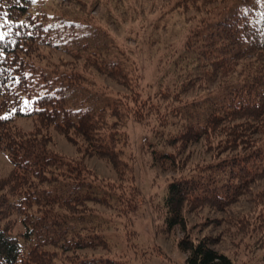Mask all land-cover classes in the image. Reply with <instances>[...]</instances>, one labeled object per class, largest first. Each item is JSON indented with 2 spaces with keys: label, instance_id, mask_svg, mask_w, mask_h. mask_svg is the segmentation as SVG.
Here are the masks:
<instances>
[{
  "label": "trees",
  "instance_id": "16d2710c",
  "mask_svg": "<svg viewBox=\"0 0 264 264\" xmlns=\"http://www.w3.org/2000/svg\"><path fill=\"white\" fill-rule=\"evenodd\" d=\"M31 1L0 0V153L11 167L0 181V264H114L107 256L77 253L101 245L88 204L104 205L113 199L111 190L96 182L82 160H101L117 179L129 181L132 161L125 157V148L130 116L123 100L142 105L136 68L111 38L90 32L84 23L45 27L30 15ZM180 1L177 8L187 12L199 0ZM242 3L230 14L214 11L195 23L173 74L162 79L170 78L169 87L181 94L216 72L222 74L225 67L247 63L250 71H242L239 85L211 108L191 105L198 110L195 117H188L187 104L174 110L187 120L176 137L164 143H194L232 118L259 126L218 130L225 148L238 147L242 152L201 166L197 176L167 186L163 225L168 231L179 227L185 232L186 206L223 205L225 198L264 177V137L259 141L251 136L260 130L264 135V0ZM53 36L65 54L66 49L76 53L79 65L38 62L44 58L37 49L49 48ZM100 77L121 90L98 85ZM158 95L169 96L165 91ZM18 119L30 120L31 128H20ZM157 121L160 128L167 127L164 117ZM55 136L72 145L78 156L67 159L52 151ZM151 156L155 164L159 159L173 162L172 153L152 151ZM227 179L238 180V185L231 186ZM18 225L21 230L16 231ZM212 245L207 238L194 241L187 235L177 243L187 254L185 264H233ZM66 253L71 256L63 259Z\"/></svg>",
  "mask_w": 264,
  "mask_h": 264
},
{
  "label": "rangeland",
  "instance_id": "374dc122",
  "mask_svg": "<svg viewBox=\"0 0 264 264\" xmlns=\"http://www.w3.org/2000/svg\"><path fill=\"white\" fill-rule=\"evenodd\" d=\"M178 1H31L30 15L44 22L45 27L84 23L90 32L97 30L111 38L136 68V89L142 105L123 100L124 109L130 116L126 127L128 147L125 148V157L132 161L131 176L129 181L120 180L105 162L96 158L82 160L97 179L96 182L111 190L113 199L104 205L88 204L94 212L92 223L97 226L101 245L94 250L77 253L81 256H107L114 264H185L187 254L178 249L177 243L187 235L194 241L209 239L213 249L227 255L233 264H264V177L250 183L244 192L233 195L231 199L225 198L223 205L186 206L182 211L185 232L179 227L168 231L163 225V200L171 182L195 177L201 166L228 160L242 152L238 147L225 148L226 140L223 141L224 137L218 130L233 126L239 128L243 124L252 128L259 126L244 118H232L218 126L216 133L209 132L207 138L202 137L184 146L177 142L172 146L165 145L164 140L175 138L187 120L183 113L174 114V110L187 104L188 117H195L198 110L195 112L191 105L211 108L213 103L222 101L236 84L239 85L243 72L245 74L251 68L243 62L244 65L225 67L222 74L216 72L181 94L180 90L178 92L169 87L170 78H162L173 74L174 63L183 54L187 33L194 24L202 18H210L209 14L214 11H218L220 16L230 14L235 9L237 11L242 2L250 0H209L205 4L199 0L187 12L177 8ZM57 43L53 36L49 48L37 49L36 53L44 58L38 62L42 65L77 62L79 65L74 58L76 53L71 54L70 49H66L65 54ZM205 70H208L207 66ZM97 83L119 90L102 77ZM162 91L169 96L162 99L158 95ZM155 113L159 115L155 116ZM157 117H164L167 127L160 128ZM16 123L23 130L32 126L30 120L18 119ZM251 136L259 141L264 137L261 130ZM51 149L67 159L76 158L79 154L59 136L54 137ZM152 151L172 153L173 162L159 159L155 164ZM10 168L5 156L0 153V181L7 176ZM226 181L233 187L238 185V180ZM15 230L19 231L21 227L18 225ZM70 256L71 253L62 254L63 259Z\"/></svg>",
  "mask_w": 264,
  "mask_h": 264
},
{
  "label": "snow or ice",
  "instance_id": "6c2138e0",
  "mask_svg": "<svg viewBox=\"0 0 264 264\" xmlns=\"http://www.w3.org/2000/svg\"><path fill=\"white\" fill-rule=\"evenodd\" d=\"M3 38V36H2V34H0V39H2ZM25 104H27V102H25Z\"/></svg>",
  "mask_w": 264,
  "mask_h": 264
}]
</instances>
